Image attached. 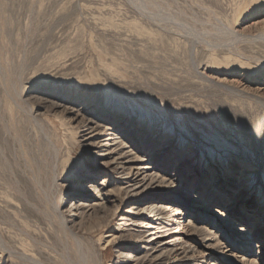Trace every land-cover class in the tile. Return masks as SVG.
<instances>
[{"label": "rangeland", "instance_id": "374dc122", "mask_svg": "<svg viewBox=\"0 0 264 264\" xmlns=\"http://www.w3.org/2000/svg\"><path fill=\"white\" fill-rule=\"evenodd\" d=\"M114 135L166 182L125 178ZM148 220L173 236L144 244ZM255 260L264 0H0V264Z\"/></svg>", "mask_w": 264, "mask_h": 264}, {"label": "bare ground", "instance_id": "6f19581e", "mask_svg": "<svg viewBox=\"0 0 264 264\" xmlns=\"http://www.w3.org/2000/svg\"><path fill=\"white\" fill-rule=\"evenodd\" d=\"M76 118H83L81 121L82 122H85V131H87V135L84 136L85 138V142L88 143L89 145L91 146H94L96 144H103V143H107V142H103V137H104V134H106L107 132V127L101 123H99L98 121H95L94 119H86L85 117V114L81 111V110H78L77 114H76ZM116 135V134H115ZM113 137V139H109V140H105V141H111L113 142V146H114V151L111 152L112 154H114L116 151L119 153L118 155H120V157L122 159H126V164L129 165L128 168L124 169V171H128L125 175L128 180H131L132 178V175H135L136 177H139V176H146V178L144 180H139V182H142V181H147V180H154L156 182L160 181L161 182H166V180L160 176V175H153L156 176L155 177H152L150 174V170H151V167L150 168H145L141 165L142 162H146L144 160H142L143 158L141 157H138L136 156V154L133 153V150H127L128 147H126L124 144L125 142H122L119 140V136H115ZM107 139V138H105ZM106 146H109V144H105ZM128 154H131L133 157L132 158H128L126 155ZM125 164V163H123ZM136 172V173H135ZM94 177H92L93 179ZM91 179V180H92ZM94 180H96V178H94ZM103 181V180H102ZM106 181V180H105ZM134 181V180H133ZM103 184H105L106 182H102ZM92 188H94V190L98 191L99 193L101 192V189L100 187H97V186H90ZM110 193V194H117L118 195V189H115V190H110V191H107V193ZM102 195V200L101 201H105L108 199V195L106 197H104L103 195L105 194H101ZM154 198H151L149 199L151 202H153ZM142 201H146V199L144 200V198L142 199ZM140 201V202H142ZM170 202V198H166L163 200V203L166 204ZM106 203V202H105ZM82 206H86V204L84 205V203L78 201V200H75L74 202H72L70 204V208L72 209L73 212H75L77 215L80 211H83L85 207H82ZM105 206V204H104ZM148 212H150L151 214L153 213V215H159L161 214L162 215V212H163V208H157L155 206H151V207H148L147 210ZM129 213V211H128ZM183 213L182 209H178V214H181ZM75 214V215H76ZM184 216H189L187 215V213H183ZM125 219H128L126 221H130V218H125ZM160 221V223H156L154 222L153 220H148L146 225L143 226V228L145 230L142 231V242L144 244H147L149 247L154 245L157 240L159 241H162L163 239L165 238H171L173 235L171 234H168V235H165L167 233V231L165 230V227L162 226V222L161 220H158ZM191 222V221H190ZM144 223V222H143ZM179 234V233H177ZM186 234V233H185ZM108 237H112V236H108ZM185 237V235H184ZM172 246H174V244H171ZM153 251L152 248H148V251L146 252V256H150V255H147L149 254L150 251ZM151 253V252H150ZM147 257L146 260H147ZM145 260V261H146ZM119 264H127V262H120ZM163 264V263H162ZM252 264H259L257 260H255Z\"/></svg>", "mask_w": 264, "mask_h": 264}]
</instances>
